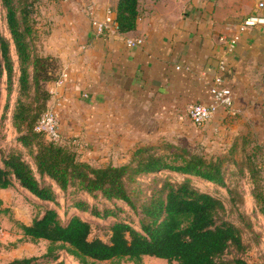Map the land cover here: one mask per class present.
Returning a JSON list of instances; mask_svg holds the SVG:
<instances>
[{"label":"trees","instance_id":"1","mask_svg":"<svg viewBox=\"0 0 264 264\" xmlns=\"http://www.w3.org/2000/svg\"><path fill=\"white\" fill-rule=\"evenodd\" d=\"M41 1L1 0L11 35L9 39L0 34V77L3 70L7 72L5 109H9L15 89L13 44L19 76L12 123L22 133L18 143L26 149L0 147V188L18 182L41 202L58 205L57 184L70 198L68 208L73 213L65 222L56 208L48 207L30 224L19 223L25 237L48 241L43 256L53 263L47 264H64L57 261L62 250L82 264L122 260L143 264L144 256L164 259L167 264H264V254L250 260V246L240 226L228 219L223 200L192 184L193 178H200L227 187L226 156L208 158L161 141L136 146L129 160L120 165L95 166L81 159L73 147L53 142L35 130L51 102L50 84L61 72L59 59L39 54L34 45V14ZM139 15V0H119L120 32L136 29ZM247 161L252 195L264 215L260 171L253 155L249 154ZM78 193L81 198L76 197ZM85 195L109 203L101 206ZM126 208L128 214L123 216ZM81 212L109 219L104 224L109 240L92 238V221L83 218ZM6 264H38V257L15 258Z\"/></svg>","mask_w":264,"mask_h":264},{"label":"crops","instance_id":"2","mask_svg":"<svg viewBox=\"0 0 264 264\" xmlns=\"http://www.w3.org/2000/svg\"><path fill=\"white\" fill-rule=\"evenodd\" d=\"M260 1L139 0L136 29L99 36L90 11L99 20L108 9L117 17L119 0H44L41 54L57 57L60 70L69 72L62 143H77L74 149L90 163L121 164L140 144L163 138L231 144L236 138L223 131L236 136L249 129L264 151V25L241 26L264 16ZM127 37L143 43L128 47ZM233 37L238 41L230 50ZM218 78L233 89V112L220 109L195 127L189 109L208 102Z\"/></svg>","mask_w":264,"mask_h":264},{"label":"rangeland","instance_id":"3","mask_svg":"<svg viewBox=\"0 0 264 264\" xmlns=\"http://www.w3.org/2000/svg\"><path fill=\"white\" fill-rule=\"evenodd\" d=\"M44 0L39 3L35 18V31L33 34L34 45L39 54H41V40L45 37L47 29H42V15L44 8L41 7ZM46 4V3H45ZM48 8V5L46 4ZM0 34L11 39L10 31L6 19V10L3 8L0 0ZM11 53L15 60V85L14 91L9 99L10 107L5 109V104L8 101L7 96V72L3 70L0 77V147L3 149L21 148L25 150L21 143H18V137L22 134L17 131L12 123V115L15 100L18 91V64L15 47L12 44ZM42 55V54H41ZM3 64L0 53V65ZM207 125V124H206ZM222 135L227 137L232 135L231 144L221 141L219 144L212 143L211 140L206 143L203 141L187 142L181 138H163L156 142L149 144H158L169 142L177 146L187 147L191 152L202 154L208 158L211 157H225L227 158L225 166L227 167V187H220L213 183L207 182L200 178H193L192 184L201 190L210 192L219 197L225 203L227 208V217L242 229V235L245 242L250 246L249 258L253 262L264 250V215L256 205L255 198L252 195L253 183L250 176V165L247 161L249 154L254 156L256 169L259 170V180L264 184V151L257 145L259 138L257 132L243 129L233 133L223 131ZM83 144V143H82ZM77 143H70V146L75 148ZM78 149L80 148L77 146ZM83 154V153H81ZM95 166H106L108 164L120 165L118 160L114 161H99L92 162ZM122 164V163H121ZM175 179L182 180V176L174 175ZM54 188L58 194V205L53 202H41L29 191L19 186L18 182L7 189L0 188V264H6L9 261L20 257H38V264L53 263L52 259L46 258L43 255L48 248V241L46 240H32L23 235L19 223L30 224L32 220L41 214L48 207H54L58 210L62 221H66L73 213V209H69L70 198L61 190V188L54 184ZM231 190V191H230ZM76 197L81 198V193L76 194ZM86 198L90 202H97L101 206L109 202H103L99 198L94 199L87 195ZM129 208L125 209L123 216L128 214ZM80 215L92 221L93 229L91 237H99L103 240H109V231L104 224L109 223L110 220L98 219L91 216L89 213L81 212ZM132 217L135 216L132 213ZM63 261L64 264H82L73 256L69 255L65 250L60 252V257L57 261ZM99 264H133L128 260L120 262H101ZM143 264H167V261L161 258L152 256H144Z\"/></svg>","mask_w":264,"mask_h":264},{"label":"built area","instance_id":"4","mask_svg":"<svg viewBox=\"0 0 264 264\" xmlns=\"http://www.w3.org/2000/svg\"><path fill=\"white\" fill-rule=\"evenodd\" d=\"M258 8L264 9V0L258 4ZM93 10L90 11L92 15V23L95 32L99 36H105L112 32L121 33L117 17L111 9H108L107 16L103 20L96 19L93 15ZM264 25V16H250L241 23L242 28L247 26ZM238 41V37L229 39L230 50H232ZM125 43L128 47H135L143 43L142 38H126ZM180 68V67H178ZM221 71L227 69V62L221 60ZM69 78V72L63 70L60 72L58 79L50 85V94L52 96L48 109L42 114L36 122L35 130L44 133L46 137L53 142H62V134L60 132V117L65 105L64 94L62 89L66 85ZM222 79L217 81L210 87L208 102L194 103L188 112V117L195 127H202L209 122L214 115L223 109L227 112H233L234 92L231 86L222 84Z\"/></svg>","mask_w":264,"mask_h":264}]
</instances>
